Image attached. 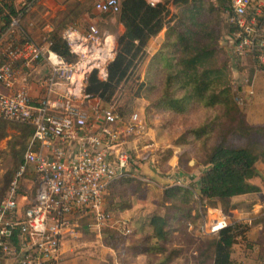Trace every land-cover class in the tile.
<instances>
[{"label":"built area","instance_id":"built-area-1","mask_svg":"<svg viewBox=\"0 0 264 264\" xmlns=\"http://www.w3.org/2000/svg\"><path fill=\"white\" fill-rule=\"evenodd\" d=\"M16 1L25 13L34 5ZM122 1L97 0L95 9L116 14ZM147 1L155 6L161 0ZM210 1L235 28L228 33L232 57L253 55L264 67V0ZM23 11L0 31V120L28 123L34 134L0 201V264H62L69 244L81 234V220L89 216V228L99 236L112 226L106 196L114 180L137 171L129 140L142 122L137 113L122 118L113 104L87 90L93 72L108 78L118 52L116 34L96 24H68L63 38L74 56L70 61L47 37L40 43L25 31ZM40 62L48 66L45 91L33 98L26 85L17 87V65L31 70ZM191 181L187 176L171 183ZM255 205V210L263 206ZM229 225L224 216L200 230L215 235Z\"/></svg>","mask_w":264,"mask_h":264},{"label":"trees","instance_id":"trees-1","mask_svg":"<svg viewBox=\"0 0 264 264\" xmlns=\"http://www.w3.org/2000/svg\"><path fill=\"white\" fill-rule=\"evenodd\" d=\"M24 1L28 4L37 2ZM81 4L78 2L47 36L50 47L70 61L74 60V56L63 38V31L68 24L76 21ZM23 10L20 3L16 6L15 0H0V31ZM222 12L221 7L210 0H161L155 6L147 0H123L118 13H107L116 15L117 23L123 26V31L116 34L118 52L108 67V78L102 80L96 71L93 72L87 90L99 95L105 103L112 104L119 87L130 80L148 58L145 79L138 84L137 95L152 101L154 112L164 116L167 128L178 118H191L196 112L203 114L197 125L190 126L182 134L179 143L207 151L206 168L194 189L198 190L202 199L214 204L221 202L229 209L236 208L232 203L235 197L264 194L263 179L257 167L260 161H264V123H250L237 104L239 95L232 85L233 66L230 56L220 46ZM163 30L162 43L150 56L148 44ZM234 30L231 26L228 33ZM258 67L264 69L263 66ZM253 76L251 82L254 81ZM119 114L122 118L128 117L122 112ZM11 123L0 120V137L8 135L6 131ZM14 123L17 125L12 127L15 126L20 132L13 145L14 164L5 175L2 195L22 163L34 134L32 125ZM16 145L20 147L15 149ZM133 180V177H121L111 183V195L108 194L106 199L107 210L113 220L120 218V214L134 205L129 198L115 200L118 188ZM188 184H171L164 189L165 199L170 202L172 211L150 216L148 224L151 233L133 247L132 262L149 263L153 256L168 251L165 244L172 239L174 226L180 219L185 221L192 216L190 204L196 192ZM248 228V224L234 222L215 234L208 245L213 251L212 264H233L234 245L239 238L246 237ZM111 229H105V239L111 237L118 242L122 236L117 232L107 237ZM114 242L110 245L116 247ZM173 256V253H169L165 259L160 258L153 264H169ZM65 258L66 254L62 264H65Z\"/></svg>","mask_w":264,"mask_h":264},{"label":"rangeland","instance_id":"rangeland-1","mask_svg":"<svg viewBox=\"0 0 264 264\" xmlns=\"http://www.w3.org/2000/svg\"><path fill=\"white\" fill-rule=\"evenodd\" d=\"M78 2L82 3L78 9V17L81 21L74 22L83 26L96 24L102 30L114 34L120 32L116 15L95 12L94 0H77L74 5L76 6ZM230 27L226 20V12L223 10L220 46L230 56V63L233 66L232 85L234 92L236 91L237 96L239 95L237 104L246 113V109L249 108L247 98L254 95L250 94V91L254 90V81H250L251 77L263 69L258 67L253 55L248 54L239 60L231 56V45L228 40ZM34 39L40 41L41 38L34 36ZM148 62L146 58L135 75L119 87L112 102L117 112H122L128 117L137 113L142 122L139 132L129 140V145L135 149L132 152L139 172L135 171L134 176H129L134 180L120 186L115 196V200H121V197L129 198L134 201V205L120 214V218L113 220L110 226L113 229L107 235L110 237L117 232L122 238L118 242H114L111 237L105 239V229L99 236L97 232L89 228L92 219L89 216L85 217L80 221L81 234L69 244L64 263L135 264L131 259L133 247L143 241L145 235L151 233L148 224L150 216L154 213L163 215L172 211L170 202L165 199L164 189L181 177L192 176V181L188 184L194 193L196 192L190 204L192 216L185 221L180 219L174 226L173 237L165 244L168 248L166 253L155 255L149 263L142 264L156 263L160 258L165 259L169 253L174 254L169 264H212L213 251L208 248V245L214 235H206L200 227L205 223L209 224L212 219H222L224 216L231 224L238 222L249 226L246 237L239 238L234 245L233 264H264V194L235 197L232 203L236 208L229 209H226L221 202L214 204L212 201L201 198L194 187L198 186L197 182L203 169L206 168L207 151H200L190 144H180L179 138L190 126L197 125L203 118V114L196 112L191 118H178L167 128L164 116L154 112L152 101L136 93L138 84L145 79ZM12 122L7 127L8 135L0 137V201L4 196L2 188L5 185V175L14 164L13 145L18 140L17 136L20 132L15 126L12 127L17 125L15 121ZM19 147L20 145H16L15 149ZM257 167L264 183V161H260ZM108 194L111 195V190ZM255 203L263 204V206L255 210ZM125 227L131 230L128 235L123 232ZM112 241L116 247L110 245Z\"/></svg>","mask_w":264,"mask_h":264},{"label":"crops","instance_id":"crops-1","mask_svg":"<svg viewBox=\"0 0 264 264\" xmlns=\"http://www.w3.org/2000/svg\"><path fill=\"white\" fill-rule=\"evenodd\" d=\"M75 1L77 0H37V2L22 16L21 25L33 39L34 36H37V38H41L38 42L43 43L60 19H62V17H64L72 8L76 7L74 5ZM94 1L96 2L97 0ZM15 3L16 6H18L20 1H16ZM95 12L99 11L95 9ZM78 21H81V18L77 17L76 22ZM1 23L2 20L0 19V24ZM78 25L83 26L79 23ZM119 27L120 31H122L123 26L120 24ZM163 38L164 30L157 37L150 40L148 44V52L150 56L157 51ZM17 68L19 71L17 87L26 85L33 98L42 96L45 91L42 79L48 72L47 64L40 62L31 70H27L21 63H18ZM254 78V95L247 98L249 100V108L246 109V115L250 123L257 124L264 123V69L263 71L256 73ZM137 172L139 171L137 170Z\"/></svg>","mask_w":264,"mask_h":264}]
</instances>
